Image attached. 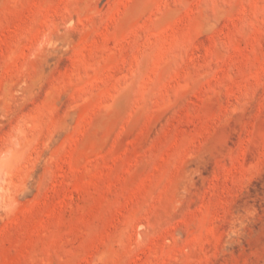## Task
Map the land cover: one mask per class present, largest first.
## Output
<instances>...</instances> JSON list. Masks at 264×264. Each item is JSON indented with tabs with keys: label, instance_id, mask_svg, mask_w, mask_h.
I'll return each instance as SVG.
<instances>
[{
	"label": "rangeland",
	"instance_id": "374dc122",
	"mask_svg": "<svg viewBox=\"0 0 264 264\" xmlns=\"http://www.w3.org/2000/svg\"><path fill=\"white\" fill-rule=\"evenodd\" d=\"M0 264H264V0H0Z\"/></svg>",
	"mask_w": 264,
	"mask_h": 264
}]
</instances>
